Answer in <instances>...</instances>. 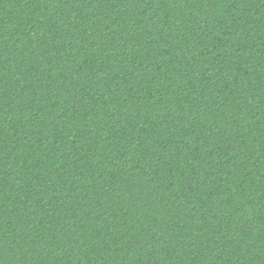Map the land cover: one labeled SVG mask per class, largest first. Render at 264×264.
<instances>
[{
    "label": "trees",
    "instance_id": "obj_1",
    "mask_svg": "<svg viewBox=\"0 0 264 264\" xmlns=\"http://www.w3.org/2000/svg\"><path fill=\"white\" fill-rule=\"evenodd\" d=\"M0 264H264V0H0Z\"/></svg>",
    "mask_w": 264,
    "mask_h": 264
}]
</instances>
